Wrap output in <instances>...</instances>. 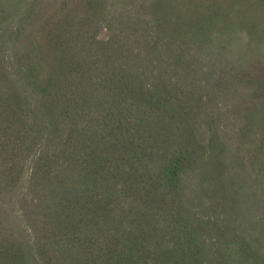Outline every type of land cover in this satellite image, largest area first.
<instances>
[{"label": "trees", "instance_id": "obj_1", "mask_svg": "<svg viewBox=\"0 0 264 264\" xmlns=\"http://www.w3.org/2000/svg\"><path fill=\"white\" fill-rule=\"evenodd\" d=\"M234 11L264 43V0H0V264H264L220 158L264 58L203 80L187 23Z\"/></svg>", "mask_w": 264, "mask_h": 264}, {"label": "rangeland", "instance_id": "obj_2", "mask_svg": "<svg viewBox=\"0 0 264 264\" xmlns=\"http://www.w3.org/2000/svg\"><path fill=\"white\" fill-rule=\"evenodd\" d=\"M228 15V21L187 20V23L192 25L193 41L200 47L203 45L194 52L195 55L200 53L205 62L203 67L196 69L203 80L206 77L214 78L215 75L211 74L217 73L219 64L225 67L223 61L233 66H236L235 64L242 66L255 57L264 58V43H257V40L238 28L235 11ZM207 25H211V28H205ZM220 46L223 47L221 50ZM237 91L243 96L238 100V107L233 110L229 104L228 108L232 110L235 117L240 118L228 119L231 140L227 139L220 153V158L225 163L223 179L241 184V199L251 198L257 202L259 198L264 200V164L259 165V160L264 156V149L261 148L259 152L256 149L258 136L264 134V106H261L259 100L253 96H246L244 85L240 84ZM238 129L239 132H237ZM250 158L254 159L255 164L250 161ZM251 200L247 201V205L251 206H248L249 211H254L259 206L250 204Z\"/></svg>", "mask_w": 264, "mask_h": 264}]
</instances>
